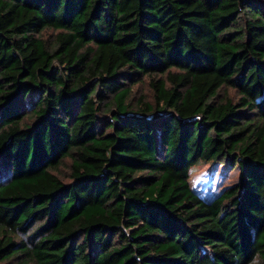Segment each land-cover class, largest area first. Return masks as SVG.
<instances>
[{"label": "trees", "instance_id": "obj_1", "mask_svg": "<svg viewBox=\"0 0 264 264\" xmlns=\"http://www.w3.org/2000/svg\"><path fill=\"white\" fill-rule=\"evenodd\" d=\"M0 264H264V0H0Z\"/></svg>", "mask_w": 264, "mask_h": 264}, {"label": "rangeland", "instance_id": "obj_2", "mask_svg": "<svg viewBox=\"0 0 264 264\" xmlns=\"http://www.w3.org/2000/svg\"><path fill=\"white\" fill-rule=\"evenodd\" d=\"M139 90L140 95L150 97L151 89L147 82H144ZM68 171V164H65L60 168L58 174L67 181ZM189 173L192 188L208 200L224 186L232 185L239 179V170L234 169L233 166L228 169L225 164L212 160H200L196 165L189 168Z\"/></svg>", "mask_w": 264, "mask_h": 264}]
</instances>
